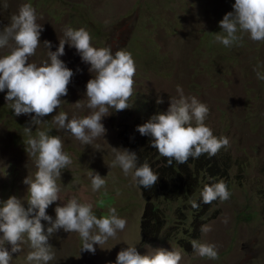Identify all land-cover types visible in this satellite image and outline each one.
<instances>
[{
    "label": "rangeland",
    "instance_id": "rangeland-1",
    "mask_svg": "<svg viewBox=\"0 0 264 264\" xmlns=\"http://www.w3.org/2000/svg\"><path fill=\"white\" fill-rule=\"evenodd\" d=\"M235 0H0V28L10 22L22 3H31L37 12V22L43 25L40 46L30 62L40 64L48 59L44 41H50L51 51L59 46L64 29L85 28L94 47H110L113 54L119 49L131 53L135 61L133 94L128 109L115 111L102 119L104 137L84 145L70 132L60 129L53 121L59 112L69 119L89 113L86 107L77 109L74 103L87 100L86 84L93 78L90 65L82 62L75 48L65 45L60 57L74 75L68 85V95L61 97V106L31 125V136L37 130L59 136L72 163L62 170L57 184L60 201L51 204L46 212L55 219V207L75 196L80 202L93 204L100 218L114 207L127 223L115 238L103 245H94L95 254L81 251L78 233L62 229L49 238L55 258L48 264H115L117 253L134 245L140 254L152 248L164 247L182 252L180 264H264V41H252L247 33L238 32L242 39L231 47L216 40L222 34L219 21L233 11ZM5 4L7 7H5ZM9 49H0V56ZM79 69V71H78ZM180 86L186 96H195L208 105L205 121L217 138L227 137L229 145L220 151L229 155L230 198L218 200L203 218L211 231H201L197 241L215 244L219 258L211 260L198 256L193 249L184 250L178 242L190 229L193 215L181 202L166 205L169 222L166 227L173 236L143 244L140 221L145 199L132 181L117 165L112 167V147L126 148L142 135L137 126L153 115L166 112L170 97L177 96ZM7 90L0 92V200L15 195L26 202L27 185L23 180L34 177L35 157L27 154L29 139L24 127L30 126V115L15 116L4 99ZM160 99L163 102L157 103ZM34 115V114H33ZM99 145V148H97ZM106 178V186L92 191L89 171ZM193 199H191L192 201ZM183 205L188 219L177 223V207ZM25 207L27 204L25 203ZM48 227L46 221H41ZM185 228V229H184ZM26 241V237H25ZM11 251V246L6 244ZM22 250L12 253L10 264H29L26 257L31 248L27 242ZM34 264V262H33Z\"/></svg>",
    "mask_w": 264,
    "mask_h": 264
},
{
    "label": "clouds",
    "instance_id": "clouds-1",
    "mask_svg": "<svg viewBox=\"0 0 264 264\" xmlns=\"http://www.w3.org/2000/svg\"><path fill=\"white\" fill-rule=\"evenodd\" d=\"M232 8L233 11L219 21L222 34H217L216 40L225 47H231L242 39L237 35L242 32L247 33L252 41H264V0H235ZM37 19L33 5L22 3L10 22L0 28V49H9L8 54L0 56V92L7 90L4 99L15 116H31L30 126L24 127V131L29 136L27 154L35 157L37 169L34 177L27 176L23 180L28 186L26 202L15 195L0 200V264H10L12 253L20 252L25 242L31 248L26 257L29 264H48L55 258L49 238L61 229L78 233L83 242L81 251L95 254L94 245H103L109 238H115L127 223L114 207L109 209L108 215L98 218L92 203H82L75 196L55 207V219L47 214V208L60 201L61 189L57 180L72 159L64 151L59 136L37 130L33 138L31 125L41 124L44 117L61 106V97L68 95V85L74 72L60 59L65 55L66 44L75 48L82 62L90 65L89 72L94 73L86 84V102L78 100L73 104L77 109L86 107L90 111L83 117L73 116L71 119L61 111L53 116V121L84 145L105 136L107 130L102 119L110 115L109 109L122 111L129 108L127 101L133 94L135 61L124 49L113 54L110 47H94L85 28L66 26L55 51H51L50 41H44L48 59L39 65L30 62V57L35 55L41 44L40 36L44 30ZM257 78L264 80V74L257 72ZM176 92L177 96L170 97L166 112L153 115L136 129L142 136L152 138L151 146L167 159V165L171 166L173 160L185 164L189 158H199L205 153L214 156L222 147L228 146L227 137L217 138L205 124L210 112L208 105L195 96H186L179 85ZM162 102L157 100V103ZM112 152L111 166L118 165L125 176L131 175L135 184L149 189L157 183L158 174L147 162L138 165L135 152L115 147H112ZM88 175L93 192L106 186L105 176L92 170ZM201 196L204 204H211L217 199L227 201L231 193L221 179L206 184ZM199 206L196 201H191L193 209ZM41 221L48 223L46 231ZM200 230L207 233L211 228L202 225ZM6 244L11 246V251ZM191 246L202 258H219L215 244L192 240ZM181 260L179 249L156 247L142 255L136 246L128 245L117 253L115 264H180Z\"/></svg>",
    "mask_w": 264,
    "mask_h": 264
},
{
    "label": "trees",
    "instance_id": "trees-1",
    "mask_svg": "<svg viewBox=\"0 0 264 264\" xmlns=\"http://www.w3.org/2000/svg\"><path fill=\"white\" fill-rule=\"evenodd\" d=\"M127 145L138 156V165L147 162L152 170L158 174L157 183L149 189L138 186L145 199L140 226L143 244L157 242L162 236H173L171 227L167 228L169 215L166 213V205L174 202H187L186 209L193 215L190 229H185V236L178 242L184 250L192 248L191 241L198 240L201 226L205 224L204 214L209 211L218 200L211 204H204L201 192L206 184L219 182L223 179L229 189L230 166L229 155L218 151L216 155L202 154L199 158H189L185 164H178L175 160L171 166L167 165V159L160 156L158 151L151 146L150 136H141L130 143V136L125 138ZM192 201L200 206L198 209L191 207ZM183 205L177 207V223L188 219L183 212ZM180 220V221H179Z\"/></svg>",
    "mask_w": 264,
    "mask_h": 264
}]
</instances>
